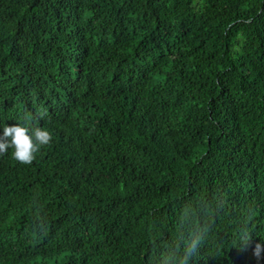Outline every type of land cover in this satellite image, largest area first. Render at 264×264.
Segmentation results:
<instances>
[{"label": "trees", "instance_id": "trees-1", "mask_svg": "<svg viewBox=\"0 0 264 264\" xmlns=\"http://www.w3.org/2000/svg\"><path fill=\"white\" fill-rule=\"evenodd\" d=\"M17 123L0 264H264V0H0Z\"/></svg>", "mask_w": 264, "mask_h": 264}, {"label": "clouds", "instance_id": "clouds-1", "mask_svg": "<svg viewBox=\"0 0 264 264\" xmlns=\"http://www.w3.org/2000/svg\"><path fill=\"white\" fill-rule=\"evenodd\" d=\"M0 129H2L0 130V153L12 148L14 159L25 165H30L40 148L48 145L53 138V133L49 129L39 126L32 128L25 123L5 124ZM191 247L195 249V242ZM189 257L190 252L180 264H188Z\"/></svg>", "mask_w": 264, "mask_h": 264}]
</instances>
